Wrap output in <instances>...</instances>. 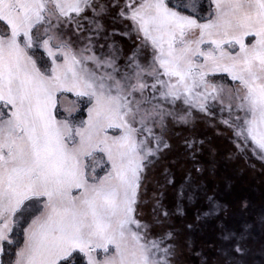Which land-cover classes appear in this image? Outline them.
I'll use <instances>...</instances> for the list:
<instances>
[{"label":"snow or ice","instance_id":"obj_1","mask_svg":"<svg viewBox=\"0 0 264 264\" xmlns=\"http://www.w3.org/2000/svg\"><path fill=\"white\" fill-rule=\"evenodd\" d=\"M221 159L264 176V0H0V264H264Z\"/></svg>","mask_w":264,"mask_h":264},{"label":"trees","instance_id":"obj_2","mask_svg":"<svg viewBox=\"0 0 264 264\" xmlns=\"http://www.w3.org/2000/svg\"><path fill=\"white\" fill-rule=\"evenodd\" d=\"M244 168L246 169L245 166ZM230 169L227 175L228 178L233 182L232 187L230 190H227V185L224 183L222 184L221 189L223 194L227 195V202L230 204V206H235L236 202L241 197H249L256 202H259L261 193L264 192V184L259 185V183L256 181L253 182V176L250 175L252 173H249V171L245 170L242 172V175H239V172L236 169ZM213 185H215V183H213ZM237 220H239V217H235L233 222Z\"/></svg>","mask_w":264,"mask_h":264},{"label":"rangeland","instance_id":"obj_3","mask_svg":"<svg viewBox=\"0 0 264 264\" xmlns=\"http://www.w3.org/2000/svg\"><path fill=\"white\" fill-rule=\"evenodd\" d=\"M198 130L203 132V133H205V134H212V129L207 127V126H205V125H201ZM227 134L228 133H225V136ZM217 143L220 145L222 151L227 146V143H226V140H225L224 136L217 137ZM255 163H256V168H255V170H252L251 168L246 167L243 162H241L240 166H239L240 169H241L239 171V175H242V172L245 171V170L249 171V173L250 172L252 173L250 175L253 176L252 177L253 178L252 181L253 182L256 181L257 183H259V185H262V184H264V176L261 175L260 163L258 161L255 162ZM244 166L246 167V169L244 168ZM230 168H234V169L237 170L235 162L221 159L219 161L216 177L209 181L210 186H213V183H215V185H218V187H219V195L223 198V200L225 202H227V195L223 194L221 189H222V184H224V179L228 178L227 174H228ZM230 170H232V169H230ZM245 175H246V173H245ZM249 177H251V176H249Z\"/></svg>","mask_w":264,"mask_h":264}]
</instances>
